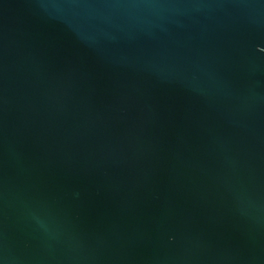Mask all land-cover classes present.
<instances>
[{"label": "water", "instance_id": "1", "mask_svg": "<svg viewBox=\"0 0 264 264\" xmlns=\"http://www.w3.org/2000/svg\"><path fill=\"white\" fill-rule=\"evenodd\" d=\"M0 264H264V0H0Z\"/></svg>", "mask_w": 264, "mask_h": 264}]
</instances>
